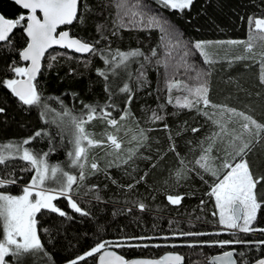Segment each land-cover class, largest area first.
Wrapping results in <instances>:
<instances>
[{
	"label": "trees",
	"instance_id": "1",
	"mask_svg": "<svg viewBox=\"0 0 264 264\" xmlns=\"http://www.w3.org/2000/svg\"><path fill=\"white\" fill-rule=\"evenodd\" d=\"M118 2L119 0H84L83 23H75L70 28L72 35L87 41L99 40L97 48L100 49H140L149 56L151 50L155 49L157 56L152 57L151 62L145 61L143 57L135 58L127 68H118L115 75L109 72L108 79L105 80L97 74V70H105L109 66L105 65L99 56H80L68 50L58 49L48 52L38 82L43 96L59 98L45 101L51 109L61 111L60 102L63 101L64 107L72 109L74 114H79L84 110V104L104 106L111 103L115 105L112 110L113 117L118 119L123 111H129L130 115L120 121L118 132L99 118L86 125V130L94 134V139L105 140L104 145L89 149L84 169L85 179L79 187L78 196L73 197L89 215L82 216L71 211L63 198L55 201L71 218L60 217L47 211L38 214V234L43 249L24 253L19 258L8 257L7 260L11 264H68L101 240L114 241L140 236L155 239L131 241L146 243L149 247L118 248L126 259L158 258L165 252L175 251L185 257V264H208L212 256L227 247L151 245L264 239L263 236L249 234H216L219 233L217 228L220 225L218 216L213 215V212H217L215 198L209 194L214 178L203 173L199 166L195 165L201 155V142L216 128L196 109L188 110L175 105L176 97L186 95L183 91L173 89V103L169 104L166 87L170 77L181 79L189 87H194L197 84L194 79L196 72L186 73L185 69L180 67L179 49L172 51L171 56L167 55L166 41L161 39L163 33L158 28L149 27L147 23H129L127 17L124 19L126 26L120 27L119 10L116 7ZM140 3L149 15H159L162 21H167L189 48L195 41L212 42L206 51L213 63L205 64L201 55L194 49L189 57V63L197 70L209 73L206 77L209 99L214 104L235 108L253 116L257 122L264 123V83H261L260 56V53L264 52V41H254L252 52H246L243 43H226L230 40L247 39L249 18H264V0H194L191 9L183 13L164 8L158 0H140ZM21 11L22 9L9 0H0V13L5 17L16 18ZM98 26H102L99 31ZM102 36L106 39H102ZM10 40L11 48L0 47V80L14 78L9 70V65L13 62L17 66H25L18 55V51L26 45L22 29L17 28ZM52 55L57 56L56 60H51ZM157 59L166 60L167 66L165 63L157 64ZM85 61L90 63L86 66ZM49 63L51 67H48ZM141 64L144 65L143 69ZM140 71L145 73L146 79H137ZM124 84H128L132 89V101L127 108L125 101L128 93L119 90ZM161 105L163 109L160 108ZM0 107L5 108V112L0 113V144L19 143L32 137L35 132L42 131L48 135L36 137L28 147L43 152L54 149L47 157L49 163L60 164L65 170L78 174V169L69 167V138L57 135V125L51 123L50 119L49 123H45L41 116L43 109L22 105L4 87H0ZM153 110L163 115L164 119L150 121ZM242 123L240 117H233L229 127L239 133L242 131ZM164 124L168 125V129H164ZM193 128L200 130L193 132ZM140 129L145 130L147 140L139 147L136 156L128 164L109 167V163L116 159L117 154H109L111 150L106 140L107 134H116L122 141L119 155L123 159L127 157L128 149L137 147V141L132 137L138 135ZM261 135L264 136V133ZM244 139L248 140L249 137L245 134ZM251 139L253 144L247 160L255 176H264V139L259 143L254 142L255 137ZM170 143H174L175 152L169 150ZM226 148V142L217 141L214 145L212 155L217 157V166L225 156ZM180 158H183L187 167L192 170L186 172L185 178L177 181L175 173L180 167ZM94 161L99 163L101 170L93 173L89 165ZM153 163L155 167H152ZM24 167L26 163L19 159L0 165V175L6 177L12 172L18 180L16 185L2 191L9 194L21 193V188L34 174L31 171H21ZM197 173L203 175L204 179L201 180ZM141 176H144L143 180H140ZM138 180L140 182L136 183ZM130 184L134 187L129 190ZM176 193L183 194L185 198L178 206L170 205L166 195ZM97 195L99 200L95 198ZM257 195L258 198H264V186L258 185ZM139 203L145 205L143 211L138 208ZM254 227L264 228V208L258 213ZM179 232L211 234L179 238L173 236V233ZM235 247L237 253H243V256L238 255L239 264L244 261L251 262L264 255V247L256 248L246 244H238ZM97 257V254L86 257L80 264H97Z\"/></svg>",
	"mask_w": 264,
	"mask_h": 264
},
{
	"label": "snow or ice",
	"instance_id": "2",
	"mask_svg": "<svg viewBox=\"0 0 264 264\" xmlns=\"http://www.w3.org/2000/svg\"><path fill=\"white\" fill-rule=\"evenodd\" d=\"M22 11L16 18H7L0 13V47H12L10 36L17 28H21L25 37L26 45L18 51L21 61L25 62V66H17L15 62L9 65V70L14 78H4L0 80V87H4L18 99V101L28 107H37L43 109L41 116H47L50 112H55L56 120L51 123L57 124V135L62 138L67 136L71 144V150L67 152L69 158V167L78 169V174L69 170H65L60 164L52 165L47 157L54 149L49 152L34 150L28 145L32 140L42 135H48L42 131H37L32 137L24 139L19 143L0 144V165H5L6 161L19 159L26 163V167L21 171H31L34 174L27 184L21 188L20 194H9L2 189L18 183L15 174L9 172L7 176L0 175V264H8V257L19 258L24 253L31 251H39L43 249L40 236L38 235V214L43 211L58 214L60 217H67L69 213L57 206L55 201L63 198L67 201L68 208L79 213L82 216H88L89 213L80 206L74 196H78L80 185L85 179L84 169L88 161L89 149L92 147H100L105 144V140L94 139V134L86 130V125L94 119H103L113 129L119 131L118 125L120 121L126 119L130 113L123 111L119 118L112 116V110L115 105L108 103L104 106L84 104V110L79 114H74L72 109L63 106L61 101V111L57 112L51 109L45 102L48 99H59L58 97H45L42 94L38 77L41 74L43 61L49 49L59 47L67 49L70 52L86 56L88 54L99 56L109 66L105 70H97V74L108 79L109 72L116 74L118 68H127L130 61L135 58L143 57L147 62H151L152 57L157 56L155 49L151 50V54L145 55L140 49L121 51L111 50L107 48H97L99 40L87 41L71 34L70 26L75 23H83V3L84 0H13ZM159 3L169 10L183 13L190 10L193 0H159ZM120 21V27H125L124 19L127 17L129 23H147L149 27H156L162 33V40H165V48L168 50L167 55L171 56L172 51L179 49L180 67L185 72L195 71L194 79L197 81L196 86L189 87L181 79L170 77L166 82L169 93L168 103L172 104L171 93L173 89L183 91L184 96H178L175 105L179 108L188 110L196 109L201 115H204L215 126L216 130L210 133L201 142V155L195 161V165L205 174H209L214 178V183L210 189V195L215 198V206L217 212H213L214 216H218V223L225 230H235L231 234L236 233H256L264 234V228L254 227L258 213L264 208V198H258L257 187L264 186V176H255L247 160V155L251 151L253 140L259 143L264 136V123L257 122L251 115H246L242 111L230 108L226 105H217L209 99V88L207 86L208 72L197 70L195 66L189 63V57L193 54L192 50L201 55L205 64H211L213 61L209 57L206 49L212 42L195 41L191 48L184 43L174 28H171L167 21H162L159 15H149L140 0H119L116 4ZM122 13V14H121ZM63 26H69L65 30H59ZM249 34L245 41L230 40L226 43L230 45L241 44L245 46L246 52H252L254 41H264V18H252L248 20ZM97 27V31L100 30ZM106 39V37H101ZM6 42V44H5ZM222 43V42H217ZM255 56V53L253 54ZM261 61V83H264V52L260 53ZM51 60H56L57 56L52 55ZM253 58V57H237V59ZM90 61H85V65ZM157 64L165 63L160 59L156 60ZM51 67V64H48ZM144 65L141 64V69ZM137 79H146L145 73L140 71ZM123 93H128L125 106L130 107L132 101V89L128 84H124L119 89ZM108 91V89H106ZM111 95V94H110ZM201 105L203 107H201ZM163 109V105L160 106ZM211 109L212 111H208ZM5 108L0 107V113H4ZM233 117H240L243 123L240 125L242 131L237 133L234 128H230L229 124ZM150 121H162L163 115L153 110ZM50 121L45 120V123ZM164 129H168V125L164 124ZM199 128H193V132L199 131ZM144 129L139 130L138 135H133L132 139L137 141L136 148L128 149L126 158L121 159L119 153L122 149V141L116 134L109 133L106 140L109 143V154L116 153V159L109 163V167H119L121 164H128L143 146V142L147 140ZM245 134L249 137L244 139ZM171 141V136H169ZM227 143L225 156L221 158V163L217 166L213 156L214 145ZM169 150L175 152L174 143H170ZM179 157V154L177 153ZM162 158V157H161ZM119 161V162H118ZM180 167L177 169L175 176L177 181L185 178L189 169L183 158L179 159ZM156 165L153 163L152 167ZM94 172L100 171L98 162H92L89 165ZM147 173H145V176ZM201 180L204 176L197 173ZM222 176V178H221ZM22 179V178H21ZM144 176L140 177L143 180ZM140 180L136 181L139 183ZM75 186V187H74ZM96 186H93L95 188ZM134 185H128L129 190ZM97 200L100 197H95ZM184 195L180 193L167 194L166 199L170 205L178 206L184 199ZM204 201H201L203 204ZM138 208L143 211L145 205L138 204ZM211 233L196 232H179L173 233L175 237H186L194 235H209ZM221 234V233H216ZM155 239L150 236L125 237L120 240H101L86 253L70 260L68 264H80L86 257L99 255V264H183L185 257L182 254H166L163 258L157 260L150 259H126L123 255L117 254L116 251H109V248L124 247H149V244L131 243V241H149ZM167 239V237H165ZM246 244L256 248L264 247V239L259 241H245L240 239L222 240V241H206L188 244H172V245H151L155 247H204L218 246L224 248L226 246ZM243 256V253L234 251H224L221 255H216L209 259L208 264H237L235 256ZM243 264H264V255L249 262L244 261Z\"/></svg>",
	"mask_w": 264,
	"mask_h": 264
},
{
	"label": "water",
	"instance_id": "3",
	"mask_svg": "<svg viewBox=\"0 0 264 264\" xmlns=\"http://www.w3.org/2000/svg\"><path fill=\"white\" fill-rule=\"evenodd\" d=\"M11 2H13V0H10ZM74 24H75V22H74ZM73 24V25H74ZM72 25V26H73ZM72 26H70V28L72 27ZM69 26H63L61 29H58V31L59 30H65L66 28H68ZM71 30V29H70ZM16 31V29L13 31V33L11 34V36L14 34V32ZM72 34V33H71ZM11 36H10V38H11ZM54 49H58V50H67V49H62V48H59V47H54V48H52V49H49V52L51 51V50H54ZM69 51V50H68ZM72 53H74V52H72ZM48 53H46V55H47ZM75 54H77V53H75ZM77 55H80V56H82L81 54H77ZM90 54H88V55H86V56H89ZM46 57V56H45ZM23 62V61H22ZM24 64H25V62H23ZM43 64H44V61L42 62ZM42 70H43V67H42ZM42 70H41V72H42ZM40 76V75H39ZM106 250H109V251H116L117 252V254H120V255H122L120 252H119V250H118V248H109V249H106ZM230 251H234L235 252V250H230ZM166 254H180L179 252H174V251H168V252H165V253H163L160 257H158V258H151V257H134V258H131V259H150V260H157V259H161V258H163ZM98 255V257H97V264H99V255L100 254H97ZM217 255H221V254H217ZM214 256H216V255H214ZM214 256H212V257H214ZM211 257V258H212ZM235 259H236V257H234ZM7 259V258H6ZM131 259H129V260H131ZM186 263V259H184V262H183V264H185ZM11 264V263H10ZM237 264H238V262H237Z\"/></svg>",
	"mask_w": 264,
	"mask_h": 264
},
{
	"label": "rangeland",
	"instance_id": "4",
	"mask_svg": "<svg viewBox=\"0 0 264 264\" xmlns=\"http://www.w3.org/2000/svg\"><path fill=\"white\" fill-rule=\"evenodd\" d=\"M159 1V0H158ZM194 1V0H193ZM132 61H130L129 62V64L131 63ZM128 64V65H129ZM45 120H51V121H53V120H56L57 119V117H56V115H55V112H50L47 116H44L43 117ZM57 125V124H56ZM12 143V142H11ZM16 143V142H15ZM218 229V232L219 233H229V234H231L233 231H235V230H225V229H223L222 228V226L220 225V227H218L217 228ZM236 234H245V233H236ZM247 234H249V235H257V236H263L264 237V234L263 235H261V234H259L258 232H256V233H247ZM0 235L2 236V230H0ZM39 235V234H38ZM172 244H175V243H170V244H167V245H172ZM176 245H178V244H176ZM8 264H10L9 263V261H8Z\"/></svg>",
	"mask_w": 264,
	"mask_h": 264
},
{
	"label": "flooded vegetation",
	"instance_id": "5",
	"mask_svg": "<svg viewBox=\"0 0 264 264\" xmlns=\"http://www.w3.org/2000/svg\"><path fill=\"white\" fill-rule=\"evenodd\" d=\"M10 1V0H9ZM11 2V1H10ZM13 3V2H12ZM12 37V36H11ZM6 43V42H5ZM236 245H232V246H226L227 248H225L222 252H219L218 254H222L224 251H230V250H235V252L237 253V249H236V247H235ZM175 252V251H174ZM215 255H217V254H215ZM236 257V260H237V262H238V264H239V260H238V255L237 256H235Z\"/></svg>",
	"mask_w": 264,
	"mask_h": 264
}]
</instances>
